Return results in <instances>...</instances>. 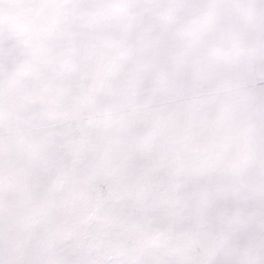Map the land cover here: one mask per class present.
Returning <instances> with one entry per match:
<instances>
[{
    "label": "snow or ice",
    "instance_id": "snow-or-ice-1",
    "mask_svg": "<svg viewBox=\"0 0 264 264\" xmlns=\"http://www.w3.org/2000/svg\"><path fill=\"white\" fill-rule=\"evenodd\" d=\"M0 264H264V0H0Z\"/></svg>",
    "mask_w": 264,
    "mask_h": 264
}]
</instances>
